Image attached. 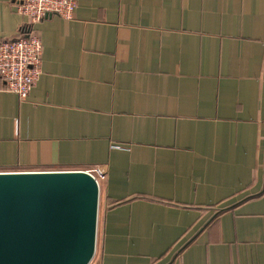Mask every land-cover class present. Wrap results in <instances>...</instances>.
<instances>
[{"label":"crops","instance_id":"0c3cea01","mask_svg":"<svg viewBox=\"0 0 264 264\" xmlns=\"http://www.w3.org/2000/svg\"><path fill=\"white\" fill-rule=\"evenodd\" d=\"M76 4L28 98L0 83V172L107 170L91 264H264V0Z\"/></svg>","mask_w":264,"mask_h":264},{"label":"water","instance_id":"95a60500","mask_svg":"<svg viewBox=\"0 0 264 264\" xmlns=\"http://www.w3.org/2000/svg\"><path fill=\"white\" fill-rule=\"evenodd\" d=\"M100 198L84 171L0 172V264H91Z\"/></svg>","mask_w":264,"mask_h":264},{"label":"built area","instance_id":"2783aa9c","mask_svg":"<svg viewBox=\"0 0 264 264\" xmlns=\"http://www.w3.org/2000/svg\"><path fill=\"white\" fill-rule=\"evenodd\" d=\"M14 1L18 13L26 18L30 30L23 37L0 39V83L6 86V90L26 100L41 75L43 45L34 26L50 15L72 19L77 4L76 0ZM84 172L91 174L99 185L107 180L108 172L104 167L96 166Z\"/></svg>","mask_w":264,"mask_h":264},{"label":"rangeland","instance_id":"374dc122","mask_svg":"<svg viewBox=\"0 0 264 264\" xmlns=\"http://www.w3.org/2000/svg\"><path fill=\"white\" fill-rule=\"evenodd\" d=\"M92 168V167H91ZM90 168V169H91ZM87 170H89V169H87ZM83 171H85V170H83ZM5 172H18V171H14V170H11V171H5ZM43 172V171H42Z\"/></svg>","mask_w":264,"mask_h":264}]
</instances>
